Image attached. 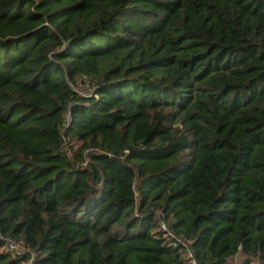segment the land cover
Instances as JSON below:
<instances>
[{
	"label": "trees",
	"instance_id": "obj_1",
	"mask_svg": "<svg viewBox=\"0 0 264 264\" xmlns=\"http://www.w3.org/2000/svg\"><path fill=\"white\" fill-rule=\"evenodd\" d=\"M234 258L264 264V0H0V264Z\"/></svg>",
	"mask_w": 264,
	"mask_h": 264
},
{
	"label": "built area",
	"instance_id": "obj_2",
	"mask_svg": "<svg viewBox=\"0 0 264 264\" xmlns=\"http://www.w3.org/2000/svg\"><path fill=\"white\" fill-rule=\"evenodd\" d=\"M161 228H162L163 230H167V228H166V226H165L164 223H161ZM7 246H8V248H9L10 250L14 251V252L17 253V254H21V253L24 252V250H23L19 245H17V244L14 243V242H10V241H8ZM33 257H34V255L31 253V260L33 259Z\"/></svg>",
	"mask_w": 264,
	"mask_h": 264
},
{
	"label": "rangeland",
	"instance_id": "obj_3",
	"mask_svg": "<svg viewBox=\"0 0 264 264\" xmlns=\"http://www.w3.org/2000/svg\"><path fill=\"white\" fill-rule=\"evenodd\" d=\"M78 91L80 93H84V92H86V89L85 88H80ZM231 261H232V264H239V259L238 258H234Z\"/></svg>",
	"mask_w": 264,
	"mask_h": 264
},
{
	"label": "crops",
	"instance_id": "obj_4",
	"mask_svg": "<svg viewBox=\"0 0 264 264\" xmlns=\"http://www.w3.org/2000/svg\"><path fill=\"white\" fill-rule=\"evenodd\" d=\"M239 263H240V261H239Z\"/></svg>",
	"mask_w": 264,
	"mask_h": 264
}]
</instances>
